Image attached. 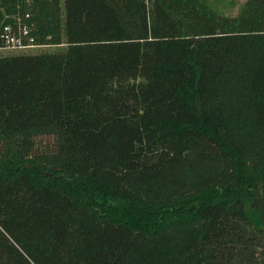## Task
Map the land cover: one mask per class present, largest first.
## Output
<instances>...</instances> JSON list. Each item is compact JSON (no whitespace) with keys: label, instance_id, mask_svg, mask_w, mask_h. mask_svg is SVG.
I'll return each instance as SVG.
<instances>
[{"label":"trees","instance_id":"1","mask_svg":"<svg viewBox=\"0 0 264 264\" xmlns=\"http://www.w3.org/2000/svg\"><path fill=\"white\" fill-rule=\"evenodd\" d=\"M0 5V264H264V0Z\"/></svg>","mask_w":264,"mask_h":264},{"label":"built area","instance_id":"2","mask_svg":"<svg viewBox=\"0 0 264 264\" xmlns=\"http://www.w3.org/2000/svg\"><path fill=\"white\" fill-rule=\"evenodd\" d=\"M0 5V40L1 50H24L38 46L32 35L30 26L23 23L21 19H14V23H7ZM8 19V17H6Z\"/></svg>","mask_w":264,"mask_h":264},{"label":"rangeland","instance_id":"3","mask_svg":"<svg viewBox=\"0 0 264 264\" xmlns=\"http://www.w3.org/2000/svg\"><path fill=\"white\" fill-rule=\"evenodd\" d=\"M246 0H206V3L208 4L217 12L222 13L224 15L228 16H235L238 15V12L242 5L244 4ZM6 20H9L6 18ZM9 18V17H8ZM13 18V16H12ZM16 18V17H14ZM55 51V48L45 45H38L36 47L30 48V49H24V50H1L0 51V57L4 56H12V55H28V54H39L43 52H52Z\"/></svg>","mask_w":264,"mask_h":264}]
</instances>
